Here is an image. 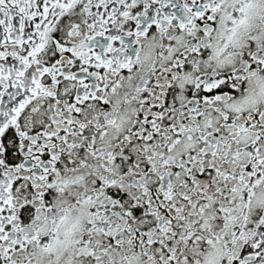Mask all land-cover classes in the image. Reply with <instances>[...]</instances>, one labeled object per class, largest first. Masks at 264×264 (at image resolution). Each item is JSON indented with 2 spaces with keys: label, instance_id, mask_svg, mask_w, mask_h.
<instances>
[{
  "label": "snow or ice",
  "instance_id": "6c2138e0",
  "mask_svg": "<svg viewBox=\"0 0 264 264\" xmlns=\"http://www.w3.org/2000/svg\"><path fill=\"white\" fill-rule=\"evenodd\" d=\"M0 264H264V0H0Z\"/></svg>",
  "mask_w": 264,
  "mask_h": 264
}]
</instances>
